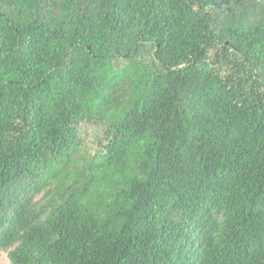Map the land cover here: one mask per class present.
I'll return each mask as SVG.
<instances>
[{"label":"trees","instance_id":"trees-1","mask_svg":"<svg viewBox=\"0 0 264 264\" xmlns=\"http://www.w3.org/2000/svg\"><path fill=\"white\" fill-rule=\"evenodd\" d=\"M1 251L264 264V0H0Z\"/></svg>","mask_w":264,"mask_h":264},{"label":"rangeland","instance_id":"rangeland-1","mask_svg":"<svg viewBox=\"0 0 264 264\" xmlns=\"http://www.w3.org/2000/svg\"><path fill=\"white\" fill-rule=\"evenodd\" d=\"M81 134L83 137V141L85 142V148L88 150V152L94 153L97 147V140L100 133L99 131H96L92 129L88 124H82V130ZM39 196H37L38 198ZM0 263L1 264H10L7 251H1L0 252Z\"/></svg>","mask_w":264,"mask_h":264}]
</instances>
